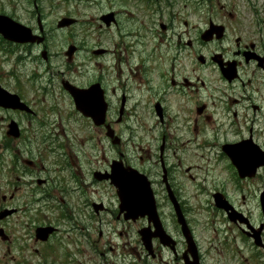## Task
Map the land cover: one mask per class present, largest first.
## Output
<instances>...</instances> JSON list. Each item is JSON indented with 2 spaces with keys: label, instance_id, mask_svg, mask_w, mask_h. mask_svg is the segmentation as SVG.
I'll use <instances>...</instances> for the list:
<instances>
[{
  "label": "flooded vegetation",
  "instance_id": "flooded-vegetation-1",
  "mask_svg": "<svg viewBox=\"0 0 264 264\" xmlns=\"http://www.w3.org/2000/svg\"><path fill=\"white\" fill-rule=\"evenodd\" d=\"M62 2L77 23L95 12L104 43L88 57L66 39L47 68L49 29L41 45L0 40L29 71L0 81L23 103L0 99V264H264V0ZM70 87L89 90L83 109L102 125ZM129 169L154 215L121 211L146 206ZM114 170L138 197L120 202Z\"/></svg>",
  "mask_w": 264,
  "mask_h": 264
},
{
  "label": "rangeland",
  "instance_id": "rangeland-1",
  "mask_svg": "<svg viewBox=\"0 0 264 264\" xmlns=\"http://www.w3.org/2000/svg\"><path fill=\"white\" fill-rule=\"evenodd\" d=\"M48 0H37V5L41 7L45 12L46 15L44 18H42L43 25L46 30L48 29H55V22L60 16L63 15V8L59 6V4L68 5L69 3H63L62 0H53L54 8H49ZM32 9V1L31 0H0V13L6 14L10 17H12L14 20L32 27L36 29V22L35 18L31 16L30 11ZM95 12L92 10H85L80 11L79 20L80 22L77 23L75 27L68 28L66 30L58 31L55 29L53 32V35L55 36V40H51L49 43V50H50V56L52 55L49 62H47V68L56 69L61 64V60L63 59L58 56V52L62 51V48H66L67 41L71 40L73 43H77L80 46L84 47V51L80 53V55L77 56V58H86L89 56L88 49L94 47L96 43H104L102 39L98 38V34L94 31L96 22L94 21V18L96 16L94 15ZM66 39H68L66 41ZM37 54L40 52L37 48L34 50ZM10 53L6 54L8 56ZM4 53L0 52V81H5V79H9L11 74H17V75H26L29 74L28 70H24L26 67L24 65H19L16 62H14V58L12 56L6 57ZM46 70V68H44ZM23 71V72H22ZM32 72V71H31ZM19 80H22V78H19ZM25 86L23 85V88ZM25 96L27 98L31 97V92L28 88H25ZM61 119H64L63 113H61ZM0 116L6 117L4 114H0ZM19 118V117H18ZM20 119V118H19ZM22 120V119H20ZM0 122H2L0 120ZM8 122L0 123V136L2 135V128L6 127ZM23 128H27L28 124L26 121H23L21 123ZM90 132L88 128H83L82 134H86ZM18 149H22L21 146H17ZM28 149H35V152L40 151L43 153V149L40 145L34 144L32 147L28 146ZM98 149H101V145L98 147ZM98 156L100 157V152H98ZM25 158H28L25 156ZM46 158V156H45ZM7 175L6 172L0 173V180H3L2 177ZM65 175H63L64 177ZM21 198V197H20ZM23 198V197H22ZM71 199L75 201L76 196L75 194H71ZM0 249L4 250V247H0ZM38 260V257L33 255L32 256V262L33 264L36 263Z\"/></svg>",
  "mask_w": 264,
  "mask_h": 264
},
{
  "label": "water",
  "instance_id": "water-1",
  "mask_svg": "<svg viewBox=\"0 0 264 264\" xmlns=\"http://www.w3.org/2000/svg\"><path fill=\"white\" fill-rule=\"evenodd\" d=\"M0 34L8 40H13V41H17V42L33 41V39L32 38L30 39V37H29L30 36L29 30H27L25 27H23L19 24L13 23L11 20H9L8 18H6L4 16L0 17ZM83 93L84 92H76V94L74 96V100H75L77 108L79 110H81L84 115L91 116L96 124H101L103 116H104L103 115L104 112H102L99 115L100 120L96 121L94 119V115L92 116L91 114L84 111L83 104H82ZM118 188H119V194H123L122 187L118 186ZM145 196H146V199L148 200V202H150L151 207L146 209V210H143L142 213L144 211L145 212H148L150 210L153 211V207H152L153 199H152V196L148 190L146 191ZM137 212H139V211L135 210V213H137Z\"/></svg>",
  "mask_w": 264,
  "mask_h": 264
}]
</instances>
